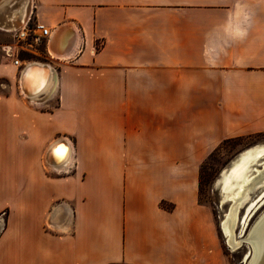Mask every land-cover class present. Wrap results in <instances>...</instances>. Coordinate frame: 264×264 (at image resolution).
I'll return each mask as SVG.
<instances>
[{
  "label": "crops",
  "instance_id": "crops-1",
  "mask_svg": "<svg viewBox=\"0 0 264 264\" xmlns=\"http://www.w3.org/2000/svg\"><path fill=\"white\" fill-rule=\"evenodd\" d=\"M4 1L1 30L51 28L57 87L24 102L0 38V264H208L200 168L264 133V0Z\"/></svg>",
  "mask_w": 264,
  "mask_h": 264
},
{
  "label": "bare ground",
  "instance_id": "bare-ground-1",
  "mask_svg": "<svg viewBox=\"0 0 264 264\" xmlns=\"http://www.w3.org/2000/svg\"><path fill=\"white\" fill-rule=\"evenodd\" d=\"M51 51L61 58L70 55L69 52L62 55L63 52L53 47ZM24 64L25 68L20 74V76L23 74V77L18 80L23 96L25 95L30 101L40 99L38 102L42 99H50L49 96L53 95L57 87L56 73L52 65L39 60H30ZM60 140L59 138L54 140L47 149L46 161L48 163H65L70 158L72 150L68 138H62L63 141L58 143ZM231 160L229 167L223 169L219 179L223 192L222 203L230 201L221 218V226L226 234L225 240L227 239L228 246L231 250H236L246 238L241 239V236L249 216L264 197V142L260 141L242 149ZM260 187L263 188L262 192L253 198L252 193ZM258 217L247 234L252 245V255L247 264H264V212ZM241 222L242 228L238 235L237 229Z\"/></svg>",
  "mask_w": 264,
  "mask_h": 264
},
{
  "label": "rangeland",
  "instance_id": "rangeland-1",
  "mask_svg": "<svg viewBox=\"0 0 264 264\" xmlns=\"http://www.w3.org/2000/svg\"><path fill=\"white\" fill-rule=\"evenodd\" d=\"M27 1L28 0H5L4 4L10 5L16 2L18 3L16 6H14L13 11L11 12V16L15 17L16 15L25 13ZM10 21L12 22L13 20L10 19L7 22L3 23L2 27H7L9 23H11ZM22 22L23 21L19 20L18 24L16 25L10 24V26L6 28L7 31L0 29L1 31L0 38L8 40L9 36L14 34L13 30H15V26L16 28L21 27ZM8 31H10L11 33H8ZM44 52H45L44 42L33 44V46L21 45L18 48L19 57L23 59H29V60L35 59V60L42 61L41 59L43 57L42 55L44 54ZM62 58L65 59L68 57L64 56ZM43 62H46V61H43ZM18 73H19V69H18ZM18 80L19 79L17 77L15 80L16 90L18 92L19 97H21L24 100V102L27 103L28 98H26L24 95V97L26 98L25 99L23 98V94H19L21 92H19V81ZM51 107L52 106L49 107L46 104L44 106H41V109L46 110V109H50ZM260 141L264 142V136L254 135L252 137H246L244 139H230V140L224 141L219 147L215 149V151L211 152L202 162V165H203L204 161H206L207 158L211 156L210 161L206 165V169H204L202 183L200 179L199 190H198L199 202L207 208L208 213H209L208 264H247V261L251 257L250 256L251 243H250L249 238H247L248 237L247 234L250 231L253 224L259 218L258 216H260L264 212V197L260 201L261 203L259 202L260 204L257 206V208L253 210V213H251L248 221L246 222V225L242 232L243 235L241 234L242 235L241 239L245 237L246 238L243 239L242 244L238 249L231 250V248L228 246L225 240L224 233L221 229V218L225 210L227 209L229 203L227 202L228 200L222 203L223 192L220 189V185L218 183L217 178L219 177V173L221 172V170L223 171V169L226 168L230 164L231 159L236 157L239 151H241L242 149L254 143L260 142ZM181 158H184V154H179V159ZM200 173H201V168H200ZM263 188L260 187L257 190H255L252 193V197L253 198L257 197V195H259L262 192ZM245 209L243 211H245ZM241 228H242V222L239 223V227L237 229L238 235L240 234L239 232ZM119 264H127V263H119Z\"/></svg>",
  "mask_w": 264,
  "mask_h": 264
},
{
  "label": "built area",
  "instance_id": "built-area-1",
  "mask_svg": "<svg viewBox=\"0 0 264 264\" xmlns=\"http://www.w3.org/2000/svg\"><path fill=\"white\" fill-rule=\"evenodd\" d=\"M51 32L52 30L49 26L42 22L35 21L33 23L27 22L22 27L15 29L13 33L19 45L33 46V44H38L42 42L47 44L49 37L51 36ZM15 56L16 57H14V63L18 66L20 80V74L25 68L24 63H26L29 59L20 58L18 55Z\"/></svg>",
  "mask_w": 264,
  "mask_h": 264
},
{
  "label": "trees",
  "instance_id": "trees-1",
  "mask_svg": "<svg viewBox=\"0 0 264 264\" xmlns=\"http://www.w3.org/2000/svg\"><path fill=\"white\" fill-rule=\"evenodd\" d=\"M258 135H262V136H264V133H259V134H257L256 136H258ZM252 136H254V135H250V136H241V137H237V138H233V139H244V138H246V137H252ZM228 140H230V139H228ZM225 141H227V140H225ZM210 158H211V156H209L208 158H207V160L206 161H204V163H203V165H202V167H201V177H200V179H201V183H202V180H203V174H204V169H206V165H207V163L210 161ZM162 205L163 206H166V204H165V202H163L162 203Z\"/></svg>",
  "mask_w": 264,
  "mask_h": 264
},
{
  "label": "water",
  "instance_id": "water-1",
  "mask_svg": "<svg viewBox=\"0 0 264 264\" xmlns=\"http://www.w3.org/2000/svg\"><path fill=\"white\" fill-rule=\"evenodd\" d=\"M54 72L56 73V71H55V69H54ZM56 76H57V74H55ZM20 77H23V74H22V76H20ZM56 79H57V77H56ZM57 81V80H56ZM237 154H239V153H237ZM232 161V160H231ZM230 165V164H229ZM229 165L227 166V168L229 167ZM222 170H221V172L219 173V177L217 178V180H218V183H219V185H220V182H219V179H220V177L222 176ZM220 189H222V185H220ZM226 202V201H225ZM229 204H230V201H227ZM229 204H228V206H229ZM228 208V207H227ZM221 229H222V226H221ZM222 231H223V229H222ZM223 233H224V231H223ZM224 236L226 237V234L224 233ZM227 240V239H226ZM250 240V239H249ZM252 253V245H251V251H250V256L252 255L251 254ZM246 260H247V258H246Z\"/></svg>",
  "mask_w": 264,
  "mask_h": 264
}]
</instances>
